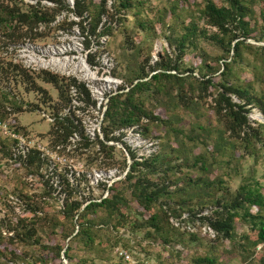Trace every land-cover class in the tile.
<instances>
[{"label":"rangeland","instance_id":"1","mask_svg":"<svg viewBox=\"0 0 264 264\" xmlns=\"http://www.w3.org/2000/svg\"><path fill=\"white\" fill-rule=\"evenodd\" d=\"M129 1L123 7L120 0H79L78 11L75 0H0V121L7 129L0 130V264H203L197 259L204 257L264 264V241L254 242L257 227L243 210L231 238L218 236L211 224L217 202H230L241 184L264 194V0H245L253 29L244 38L230 24L223 45L213 40L218 30L203 12L207 0ZM18 11L29 22L19 21ZM234 32L243 44L232 59L226 42ZM154 73H161L157 80ZM202 74L261 97L262 106H246L258 136L226 130L214 112L215 88L199 84ZM51 75L83 84L87 93L81 87L78 96L89 102L74 112L80 124L60 143L49 132L60 130L65 113L74 117L68 110L81 102L71 87L60 97L45 81ZM137 81L149 83L133 94L141 112L120 125L119 115H105L109 96L119 95L122 107ZM137 180L159 192L145 210ZM111 197L113 206L83 211L90 201ZM70 202L82 204L73 216L64 209ZM152 212L162 235L179 245L148 242L145 234H160L148 220ZM80 222L88 224L92 242L76 234ZM116 247L129 249L136 262L122 261Z\"/></svg>","mask_w":264,"mask_h":264},{"label":"trees","instance_id":"2","mask_svg":"<svg viewBox=\"0 0 264 264\" xmlns=\"http://www.w3.org/2000/svg\"><path fill=\"white\" fill-rule=\"evenodd\" d=\"M62 2L63 0H58ZM76 7L78 11H80V2L79 0H75ZM120 4L123 7H128L130 5L129 0H120ZM8 12H10V18H12V15L14 14V9H9ZM205 17L207 19V22L209 25L217 28L218 34L213 36V40L223 45L224 39L223 36H227L231 30L229 27L230 24H233L234 29L237 27L240 28L241 36L246 38L252 31L253 27L250 25V21L246 19V16L249 14V8L247 5H245V0H228L227 6H218L216 3L212 0H207L206 4L204 6L203 10ZM33 18H39L42 19V17H38L36 12H33ZM264 17V13H261ZM29 15L25 12H19L17 13V17L19 21L23 22H29ZM69 24L67 25H60L58 28L63 29L67 28ZM95 29V27H94ZM87 39V36H85ZM239 36L236 32L233 33V35L229 38L226 42L227 47L226 50L228 53L232 50L233 51V57H237L239 55V50L241 44H243V39H238ZM234 41V42H233ZM233 42V43H232ZM88 45L86 44V47ZM231 59V60H232ZM231 60L230 61H224L223 62V69L221 71V74H225L226 70L231 67ZM173 68H175L173 66ZM161 75L156 73L151 75L152 80H157L158 77ZM52 77L45 78L46 82H51L55 85V87L59 91V96L63 97L65 92L69 89V87L77 88L78 94L84 93L82 90L86 92L85 86L82 84H76V81L73 79L72 81L69 80L67 83L63 81V79H58L56 76L51 75ZM173 76L174 75H168ZM196 79V78H195ZM198 80V79H196ZM199 84L204 85V89L208 91L209 87L215 88V96L213 97L214 101V112L215 114L223 119L224 125L226 130L229 132H237L238 135H240V131H245V135L252 134L254 136H258L259 133L255 131L253 127H251L247 113V105L250 102H254L258 106H262L263 100L260 96H257L256 94H253L248 90L247 87H243L237 84H234L233 82L223 79V81L220 83V85H217L215 82L212 81L211 76H208L206 74L201 75V80H199ZM149 83H146V81H137L133 86L129 89V93L126 94L125 101L123 102L122 107L120 106V96H110L109 97V105L105 111V115L111 117L114 120V117L120 116L119 124L120 125H131L136 120V113L135 112H141L140 108L138 107L137 103L133 100V94L136 92V90L141 89L143 86H148ZM81 87L83 88L81 90ZM250 87V85H248ZM87 93V92H86ZM232 95L237 97L239 99V102H235L232 99ZM61 125L57 127L61 130L57 131L55 129H51L49 134L54 135L55 139L53 140L54 143H60L65 142L68 138L69 134L71 133V126L76 127L77 125L70 124H64V122H60ZM256 132V133H255ZM108 140V139H107ZM215 151L219 152V147L215 146ZM112 160L107 161V165L112 164ZM196 163H200V166H204V160L201 156H198L196 158ZM136 165V162H132L129 166V171H132ZM130 177V176H128ZM136 186L135 189H137V198L140 202L141 207L143 210L148 209L150 207V202L153 200V198L159 194L158 191H154L146 187L144 182H140L137 180L135 182ZM114 199L111 197L109 199H101L100 201H90L83 207V211H94L97 207H106L110 205H114ZM82 204L79 202H70L64 204V209L67 214L70 216H73L74 211H79ZM251 207H256L257 210L255 213H251L250 209ZM168 208H170L168 206ZM264 208V194L261 192V190L258 187H253L249 183L241 184L239 188L237 189L233 199H231L230 202L222 203V205L217 202V205L213 209L214 213V221L211 222L214 229L217 230L218 236H222L224 238H231L232 234L234 232V221L236 217H239L240 210H243V215L247 216L254 224V226L257 227V239L254 241L256 244L264 241V215L262 214V209ZM165 210V209H164ZM166 211V210H165ZM164 211V212H165ZM159 216L157 213H150L148 220L152 225H154L155 229H157L160 233L159 235H151L147 236L144 235L145 238H147L149 241L153 244L162 245L164 248L169 247L172 249L174 247L173 244H180V243H173L168 240L167 237L162 235L160 232L161 227L156 224V221L158 220ZM210 218V217H209ZM79 229L76 234H85L87 239L89 241H93L91 235L89 234V228L88 224L86 222H80L78 223ZM98 243V242H97ZM123 245V244H122ZM120 245V246H122ZM118 246V245H117ZM124 247H128L127 244L123 245ZM182 247V246H181ZM63 247L61 248V250ZM178 251V250H177ZM176 251V252H177ZM179 252V251H178ZM62 253L65 255V257H69V247L67 246L62 250ZM121 259V258H120ZM122 260V259H121ZM198 261L202 262L203 264H214V259H211L209 257L204 258H198ZM196 260V261H197ZM123 261V260H122Z\"/></svg>","mask_w":264,"mask_h":264},{"label":"built area","instance_id":"3","mask_svg":"<svg viewBox=\"0 0 264 264\" xmlns=\"http://www.w3.org/2000/svg\"><path fill=\"white\" fill-rule=\"evenodd\" d=\"M87 44V43H86ZM86 44H85V47H86ZM88 45V44H87ZM89 46V45H88ZM88 46L86 47V48H88ZM30 60L31 61H34V62H37V58H35V57H31L30 58ZM83 62H84V64H85V71L86 72H88V73H90L89 71H88V67H87V65H86V61L85 60H83ZM91 74V73H90ZM86 76H89V75H87V74H85ZM91 75H93V74H91ZM91 78H93V76L91 77ZM105 81H106V84L104 85V87L106 88V86L108 85V83H109V81H110V79L109 78H106L105 79ZM71 88H73V89H75V92H77L76 90V88H74V87H71ZM79 94H78V92L76 93V98L81 102L80 104H78V105H74V107L73 108H69V110H68V112L71 114V113H73V114H75L74 112L77 110V111H83L85 108H87L88 106H89V102L87 101V102H85V100L83 99V98H80L79 96H78ZM110 97V96H109ZM83 101V102H82ZM60 121H59V123L62 121V122H64V124H73V125H77L78 126V124H80V122H79V116H78V114H75L74 115V117H72V116H70V115H68V114H66L65 113V115H63V116H60ZM70 122V123H69ZM69 126H71L70 128H72L73 126L72 125H69ZM76 126V127H77ZM0 130L3 132V133H7V129H6V125H5V123H3V122H1L0 121ZM72 131V130H71ZM72 133V132H71ZM71 133L69 134V136L71 135ZM69 136H68V138H69ZM67 138V139H68ZM88 140V139H87ZM126 148L130 151V147H128V146H126ZM132 163V162H131ZM130 163V164H131ZM130 164H129V166H130ZM96 199H94V200H92V201H95ZM129 250V249H128ZM127 249H124L123 247H116L115 248V253H116V255L119 257V258H121L123 261H125V262H131V263H135L136 261L135 260H133V257H132V255H131V251H128ZM146 264V263H145Z\"/></svg>","mask_w":264,"mask_h":264},{"label":"bare ground","instance_id":"4","mask_svg":"<svg viewBox=\"0 0 264 264\" xmlns=\"http://www.w3.org/2000/svg\"><path fill=\"white\" fill-rule=\"evenodd\" d=\"M85 74L89 75V77L91 78L93 75H91L90 73L85 71Z\"/></svg>","mask_w":264,"mask_h":264}]
</instances>
